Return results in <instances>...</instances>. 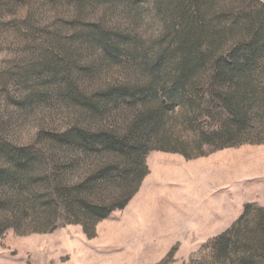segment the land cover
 <instances>
[{"label":"rangeland","instance_id":"rangeland-1","mask_svg":"<svg viewBox=\"0 0 264 264\" xmlns=\"http://www.w3.org/2000/svg\"><path fill=\"white\" fill-rule=\"evenodd\" d=\"M196 1L0 0V264H264V0Z\"/></svg>","mask_w":264,"mask_h":264},{"label":"trees","instance_id":"trees-1","mask_svg":"<svg viewBox=\"0 0 264 264\" xmlns=\"http://www.w3.org/2000/svg\"><path fill=\"white\" fill-rule=\"evenodd\" d=\"M182 1V8L180 9V12L177 10L175 12L176 16L179 18H185L186 14L190 12L191 17H195V19L200 16V6L198 5V2L196 0H181ZM189 9H192L191 11H188ZM261 12L262 15H264V6L261 5V9L259 13ZM250 27V41L246 42L244 48V51L241 57H239L238 54H232V60L229 63H226V68L228 72H232L235 69L241 70L242 68H247L249 71L257 70V69H263L264 70V35H262V27L263 24L258 22V20L254 21L251 20ZM235 55V56H234ZM189 56V55H188ZM244 58V63H239L240 58ZM189 59L187 58V61L184 62L185 71L182 72L179 76L175 78L174 83L176 85L180 84V79L183 77H186L188 73V65ZM245 112L240 114L238 127L237 129L240 130L243 125L245 124ZM244 120V121H243Z\"/></svg>","mask_w":264,"mask_h":264}]
</instances>
